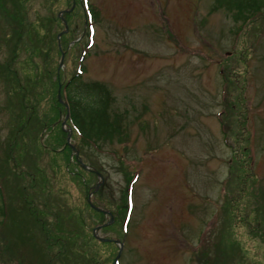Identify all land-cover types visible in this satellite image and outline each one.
Returning a JSON list of instances; mask_svg holds the SVG:
<instances>
[{
	"label": "rangeland",
	"instance_id": "374dc122",
	"mask_svg": "<svg viewBox=\"0 0 264 264\" xmlns=\"http://www.w3.org/2000/svg\"><path fill=\"white\" fill-rule=\"evenodd\" d=\"M87 1L93 19L84 0H0V68L11 58L21 82L33 69L41 76L32 100L31 81L9 95L0 74V264H98L107 255L102 264H111L119 247L115 233L97 232L113 246L90 237L80 181L89 178L66 165L59 144L34 148V137L49 136L44 72L54 59L64 78L79 59L81 82H103L112 110L123 111L120 139L78 147L120 214L131 181L116 264H264V17L243 23L209 11L212 0ZM220 112L228 135H241L233 158Z\"/></svg>",
	"mask_w": 264,
	"mask_h": 264
},
{
	"label": "trees",
	"instance_id": "16d2710c",
	"mask_svg": "<svg viewBox=\"0 0 264 264\" xmlns=\"http://www.w3.org/2000/svg\"><path fill=\"white\" fill-rule=\"evenodd\" d=\"M85 6L84 8L88 10L90 13L91 18L93 19V14L91 13L90 5L87 0H84ZM216 9H223L229 15L234 18V20H240L243 21V23H246L250 21L251 16L253 15H261L264 17V0H212L209 11L216 10ZM23 15L24 10H22ZM205 17H203L204 19ZM91 21V20H90ZM22 24V22L20 23ZM70 31V30H69ZM69 38H63V47L65 48L66 44L69 42ZM67 42V43H66ZM14 44H18L17 41ZM79 44V40L74 41L70 46H76ZM54 53L60 54V50L58 45L55 42L54 39ZM24 49L27 51V59L30 60L32 57L31 49L32 47L29 46V43L27 42L26 45L23 42ZM28 46V47H27ZM69 46V47H70ZM14 46L10 47V51L13 52ZM66 58V54L64 53L63 56V64ZM11 59V58H10ZM9 59V60H10ZM9 60L5 64V66L1 65L0 68V74L3 81V90L5 93H8L9 95H13L14 93H20L22 91H26L25 83L31 81L32 91L30 92V98L32 100H35V96L39 94V84L41 82V76L36 77V74L39 73V70L33 69L32 74L24 75L21 82L18 77H21L18 75L17 70L10 68ZM55 60V59H54ZM52 69L45 70L44 75H46V87L48 94L46 96V105L50 108V120L48 122V137L47 139L44 137L42 138V133L38 134L36 137H34V148L38 152L41 153V151L44 150H53V145L59 144V147L62 148L65 151L64 154V162L67 166H70L71 162H73L78 172L84 173L88 178L89 182L84 183L83 181V175L80 178L81 184L83 185V189L85 188L84 192L85 199H84V205L86 206L87 210L91 212V217L94 218L95 224L93 227L97 224H101L100 228L98 230L112 233L115 235H118L119 241H123L124 236V226L126 223V207L128 202L127 197V191L130 187L129 184L125 185L124 192H123V209L122 214H120L118 206L116 207L111 200L109 202L108 199L104 196V194L100 191L101 188H98L95 190V179L96 174L93 169L86 166L82 163V159L79 157V153H82L79 151L80 142L81 141H87L89 142H95L96 141H106L113 138L120 139L122 132L121 122L123 118V111H120V114L118 112H115L112 110V103H113V97L110 94V91L108 90L107 86L101 82V81H83L81 82V71L83 70V66H81L80 60L75 61V64H77V69L72 72V74L68 75L66 78L62 77V74L64 72V68H57L58 62L55 61ZM63 69V70H62ZM42 72V74H43ZM247 72V69L245 70ZM41 73V72H40ZM43 75V76H44ZM61 77V78H60ZM60 84V97L61 100H64L66 102V108L62 101H58L56 98V92L57 87ZM37 85V86H36ZM45 87V88H46ZM64 92V93H63ZM224 92L226 90L224 89ZM4 93V94H5ZM29 94V93H28ZM63 94H66L65 98ZM11 97V96H10ZM16 97V96H15ZM20 100L23 97H19ZM30 100L27 96L24 97L23 108L24 110H27V101ZM31 105L33 103H30ZM229 107L231 109V106L233 105H226L224 104V111ZM22 107V105H21ZM35 114L34 111H32L29 108V113ZM67 112V117L64 125L67 126L70 129V134L72 139L77 138V142H75L74 147L77 149L78 154L74 155L70 151L69 143L66 141V131L61 127L63 125L60 122H57V117L60 113ZM27 113V111L25 112ZM28 113V114H29ZM221 112L219 113L218 122L220 123L221 131H222V138L226 141V138H231L232 145H228L231 148L232 158L236 156L237 151L239 149L240 139L241 135L235 133L228 135L227 130H225L223 127L229 125L228 120H221L220 118ZM29 117V115H28ZM121 120V121H120ZM43 125V124H42ZM17 127H20L22 129H25L26 126H22L21 123L17 124ZM124 130V129H123ZM244 130V129H243ZM241 131V130H240ZM241 134V133H240ZM239 143V144H238ZM36 146V147H35ZM61 150V151H63ZM242 150V149H241ZM60 151V152H61ZM10 150L7 151L8 157L10 160H13ZM49 153V152H48ZM84 165V166H83ZM86 166V167H85ZM96 171V170H95ZM67 174L72 177L74 175H77L78 173H73L72 171H67ZM231 177V176H230ZM82 179V180H81ZM230 179V178H229ZM94 181V182H93ZM80 184V185H81ZM95 184V185H93ZM92 185V186H91ZM91 193L89 199L88 194ZM2 200L0 201V214L4 213V206L2 204ZM97 206L103 209H106L109 213V217L112 218L111 222L106 223L108 216H106L104 212L97 210L93 208V206ZM92 227V228H93ZM126 227V226H125ZM91 228V229H92ZM116 235V236H117ZM90 237L94 241H99L100 245L105 244L107 246H113L116 245L115 241L112 240L111 237L102 236L103 240L98 239L97 237L93 236L92 230H90ZM76 237H70L69 241L75 240ZM108 238L107 240H105ZM97 241V242H98ZM100 247V246H98ZM103 247V246H102ZM101 248V247H100ZM115 248V247H114ZM103 251H107L105 248H102ZM117 249V248H116ZM109 252V251H108ZM117 252V251H116ZM220 256H224L223 251H220ZM115 252H113V257L115 256ZM109 255H107L108 257ZM107 257L103 258L101 261L98 262V264L106 263ZM112 257V260H113ZM111 260V263H112ZM218 262H214L213 264H222L225 262H221V260H216ZM210 264V263H209Z\"/></svg>",
	"mask_w": 264,
	"mask_h": 264
},
{
	"label": "water",
	"instance_id": "95a60500",
	"mask_svg": "<svg viewBox=\"0 0 264 264\" xmlns=\"http://www.w3.org/2000/svg\"><path fill=\"white\" fill-rule=\"evenodd\" d=\"M59 64V63H58ZM57 98H58V100L60 101L61 100V98H60V93H59V89H57ZM62 102H63V104L64 105H66L65 104V101L64 100H61ZM69 139V131L67 132V134H66V141ZM68 143V142H67ZM73 148V147H72ZM75 154H76V151H75ZM95 209H98V208H96V207H94ZM98 210H100V209H98ZM102 212H104V213H107V211L106 210H101ZM96 229L98 228V226L97 227H95ZM96 236V235H95ZM97 237V236H96ZM99 238V237H98ZM100 240H103L102 238H99ZM105 239V238H104ZM105 240H107V239H105ZM120 245H121V243H119ZM119 250H120V246L118 247V250H117V253H116V255H115V257H114V260L118 257V254H119ZM112 264H113V262H112Z\"/></svg>",
	"mask_w": 264,
	"mask_h": 264
},
{
	"label": "bare ground",
	"instance_id": "6f19581e",
	"mask_svg": "<svg viewBox=\"0 0 264 264\" xmlns=\"http://www.w3.org/2000/svg\"><path fill=\"white\" fill-rule=\"evenodd\" d=\"M66 120V119H65Z\"/></svg>",
	"mask_w": 264,
	"mask_h": 264
}]
</instances>
